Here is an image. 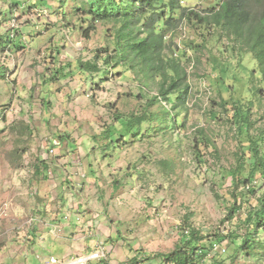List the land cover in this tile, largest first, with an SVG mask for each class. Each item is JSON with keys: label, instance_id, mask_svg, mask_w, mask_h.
<instances>
[{"label": "rangeland", "instance_id": "1", "mask_svg": "<svg viewBox=\"0 0 264 264\" xmlns=\"http://www.w3.org/2000/svg\"><path fill=\"white\" fill-rule=\"evenodd\" d=\"M220 1L179 3L200 11ZM93 2L0 0V264L101 247L106 258L92 264H170L181 228L205 237L194 264H264V229L243 223L264 193L250 153L257 144L264 155L255 61L220 29L181 20L164 53L184 67L189 91L180 106L175 94L162 101L159 79L104 63L119 26L93 23ZM87 62L98 72L82 70Z\"/></svg>", "mask_w": 264, "mask_h": 264}, {"label": "trees", "instance_id": "2", "mask_svg": "<svg viewBox=\"0 0 264 264\" xmlns=\"http://www.w3.org/2000/svg\"><path fill=\"white\" fill-rule=\"evenodd\" d=\"M93 1L90 9L93 23L105 21L119 26L115 34L114 55L106 56L104 63L108 64L113 60L116 65H129L134 73L142 72L149 79H159L157 99L168 102L169 96L175 94L177 106H180L188 95L189 86L186 84L184 67L177 59L166 57L164 53L168 50L166 32L175 30L184 19L201 26L220 29L233 42L232 48L251 56L264 83V0H221L217 7L200 11L180 6L179 0ZM166 10L168 13L177 11L179 17H170ZM89 30H94V27ZM80 68L93 73L99 70L96 63L90 62L81 64ZM142 121L144 120L137 117L126 123L129 127H136ZM250 153L254 159V170L264 177V155L260 153L257 144H254ZM232 181L235 186L241 182L244 188L250 189L248 179L241 180L234 172ZM255 192L251 185L248 193ZM242 196V193L233 196L228 220H232L240 209L236 205L239 202L236 201ZM243 223L246 229L253 232L264 229V193L256 198L255 205L249 210ZM204 240L205 237L199 232L181 228L175 250L166 255V260L170 264H194L205 255V249L201 245ZM260 246L264 251V243Z\"/></svg>", "mask_w": 264, "mask_h": 264}, {"label": "built area", "instance_id": "3", "mask_svg": "<svg viewBox=\"0 0 264 264\" xmlns=\"http://www.w3.org/2000/svg\"><path fill=\"white\" fill-rule=\"evenodd\" d=\"M185 233H187V231ZM212 246L213 249L218 252L224 251V249H221L217 244H213ZM106 252V248L101 247L85 254L71 255L64 259L51 256L41 262L42 264H92L104 260L106 258Z\"/></svg>", "mask_w": 264, "mask_h": 264}]
</instances>
